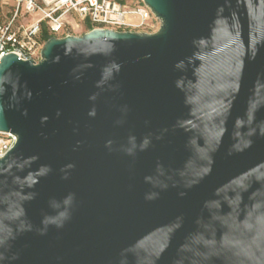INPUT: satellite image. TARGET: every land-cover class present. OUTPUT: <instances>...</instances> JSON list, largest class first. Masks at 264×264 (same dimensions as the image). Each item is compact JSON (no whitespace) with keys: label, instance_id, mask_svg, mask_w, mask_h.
I'll return each mask as SVG.
<instances>
[{"label":"water","instance_id":"obj_1","mask_svg":"<svg viewBox=\"0 0 264 264\" xmlns=\"http://www.w3.org/2000/svg\"><path fill=\"white\" fill-rule=\"evenodd\" d=\"M143 1L2 58L0 264H264V0Z\"/></svg>","mask_w":264,"mask_h":264},{"label":"built area","instance_id":"obj_2","mask_svg":"<svg viewBox=\"0 0 264 264\" xmlns=\"http://www.w3.org/2000/svg\"><path fill=\"white\" fill-rule=\"evenodd\" d=\"M16 6L6 16L0 0V62L3 57L15 54L20 60L39 62L45 45L44 27L52 37L70 36V16L77 18V26L84 25L86 32L107 29L123 32L155 33L161 20L143 0H15ZM40 14L31 23L20 21L21 13ZM17 137L0 131V159L16 144Z\"/></svg>","mask_w":264,"mask_h":264},{"label":"rangeland","instance_id":"obj_3","mask_svg":"<svg viewBox=\"0 0 264 264\" xmlns=\"http://www.w3.org/2000/svg\"><path fill=\"white\" fill-rule=\"evenodd\" d=\"M127 2L129 4H132V0H127ZM3 4H4V14L6 16H8V14L11 12V10L13 8H15L16 6V2L15 0H3ZM39 17H41L40 14H26L25 12H22L21 13V18H20V21L23 22V23H31L37 19H39ZM69 21L70 23L74 24L73 25V28L71 29V34L73 36H82L83 34L86 33V28L84 25H79L77 26V18H75L74 16H70L69 17Z\"/></svg>","mask_w":264,"mask_h":264},{"label":"trees","instance_id":"obj_4","mask_svg":"<svg viewBox=\"0 0 264 264\" xmlns=\"http://www.w3.org/2000/svg\"><path fill=\"white\" fill-rule=\"evenodd\" d=\"M52 36L48 33L46 28L44 27L43 32H42V39L46 42L48 41Z\"/></svg>","mask_w":264,"mask_h":264}]
</instances>
